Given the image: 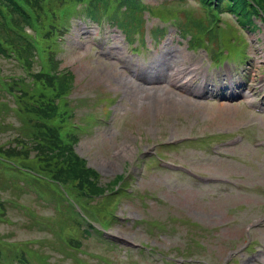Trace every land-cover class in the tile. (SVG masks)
<instances>
[{
	"label": "rangeland",
	"instance_id": "obj_1",
	"mask_svg": "<svg viewBox=\"0 0 264 264\" xmlns=\"http://www.w3.org/2000/svg\"><path fill=\"white\" fill-rule=\"evenodd\" d=\"M144 1L152 3L155 12L167 1L171 13L183 19L185 12L200 5L199 0H184L183 6L173 0ZM206 17L211 18L209 10ZM223 18L234 21L228 12ZM146 19L150 33L144 48L139 42L128 45L108 22L98 28L89 18H76L68 22L70 32L54 56L61 60L58 69L74 76V87L66 98L65 109L72 115L68 124L75 122L84 128L89 123L77 135V154L98 173L103 185L121 174L130 181L128 196L118 199L115 211L121 221L117 219L105 234H98L95 229L105 232L106 227L92 219L70 192L65 191L63 202L52 197L50 203L51 199L45 200L30 187L29 194L18 197L26 207L13 202L15 209L7 207V215L0 214V248L8 256H12L11 243H29L49 264H76V260L84 264H184V260L188 264H264V148L253 146L264 139V116L247 109L258 104L264 93V24L256 20L255 29H242L249 42L246 63L215 67L205 52H188L187 41L174 23L164 24L148 14ZM157 27L167 28L169 35L154 47L151 32ZM41 66V60L33 63L32 73ZM1 72L5 78L26 76L13 57L0 58ZM242 83L241 96H226L239 92ZM206 85L223 96L221 102H209L192 92L189 96L178 88L190 86L191 91H199ZM227 85L226 91H220ZM1 104L6 106L5 110L0 106V122L7 119L8 129L20 133L19 117L22 121L30 118L21 115L19 100L0 99ZM23 134L32 136L33 131L27 129ZM234 135H240L242 142L226 146L225 141ZM189 137L190 141H181ZM183 167L229 183L202 184ZM95 201L91 204L100 200ZM61 215L84 223L92 234L79 253L59 238L54 220ZM37 216L47 219L44 223L54 230L39 224ZM157 223L162 225L160 230L153 226ZM247 241L252 248L245 249Z\"/></svg>",
	"mask_w": 264,
	"mask_h": 264
},
{
	"label": "trees",
	"instance_id": "obj_2",
	"mask_svg": "<svg viewBox=\"0 0 264 264\" xmlns=\"http://www.w3.org/2000/svg\"><path fill=\"white\" fill-rule=\"evenodd\" d=\"M183 1L172 2L183 6ZM200 2L197 8L185 12L184 19L178 23L179 31L192 34L191 48H204L216 62L235 57L244 44L243 35L234 24L220 28L214 23L219 21V14L228 12L239 26L248 28L257 27L254 17L264 21L260 14H264V0ZM168 4L165 1L155 12L151 5H143L139 0H0V58H8L13 53L31 70L37 55L30 42L24 39L28 35L26 28H29L35 31L33 38L39 45L42 64L41 69L37 73L31 71L28 78L22 75L2 76L4 83L0 84V99L7 98L9 102L18 99L21 115L30 119L22 121L18 116L20 133L8 129L7 119L0 122L1 215H7V207H15L13 202L26 207L18 197L29 194L31 186L46 200L51 199L50 203L53 198L63 202L65 191L70 192L92 219L100 221L106 229L110 227L122 193L115 192V187L125 177L116 176L103 185L98 173L87 167V162L74 148L78 137L68 132L71 127L68 121L72 115L66 110V97L74 87V76L69 70L58 69L60 61L54 58L59 54H55L60 44L58 39L68 33L67 23L75 17L78 6H84L86 15L94 21L107 17L112 27L120 28L131 39L135 34H146V10L165 22L181 17L179 13H171ZM206 9L210 19L206 17ZM154 35L164 36L165 33L164 30H156ZM0 106L5 110L6 104ZM27 129L33 131L32 136L23 134ZM9 194L14 198L8 197ZM4 199L7 201L2 202ZM97 199L100 200L98 203L91 204ZM32 215L35 216L34 213ZM0 219L3 218L0 216ZM35 220L54 230L50 224L44 223L47 221L44 217L37 216ZM54 221L59 226L56 229L59 238L70 248L80 250L84 240L91 238L83 224L74 218L61 215ZM28 245L11 243L8 251L12 256L0 248V264H39L42 261L49 264L46 257ZM75 262L81 264L77 260Z\"/></svg>",
	"mask_w": 264,
	"mask_h": 264
},
{
	"label": "bare ground",
	"instance_id": "obj_3",
	"mask_svg": "<svg viewBox=\"0 0 264 264\" xmlns=\"http://www.w3.org/2000/svg\"><path fill=\"white\" fill-rule=\"evenodd\" d=\"M184 71H185L184 69H183V70H180V73H183ZM178 73H179V72L176 71V73L174 74V78L177 77Z\"/></svg>",
	"mask_w": 264,
	"mask_h": 264
}]
</instances>
